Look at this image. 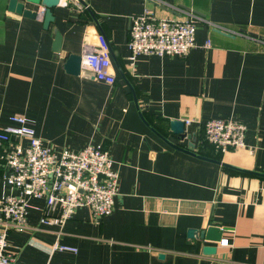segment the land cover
<instances>
[{"label":"crops","instance_id":"1","mask_svg":"<svg viewBox=\"0 0 264 264\" xmlns=\"http://www.w3.org/2000/svg\"><path fill=\"white\" fill-rule=\"evenodd\" d=\"M8 1L0 0V127L20 115L56 152L98 145L119 182L113 211L103 218L83 207L61 226L41 225L45 202L30 199L28 229L9 232L4 253L17 264H264V177L161 138L264 173V0H59L47 29L42 7L25 4L39 11L32 19L8 11ZM146 10L156 19L200 17L195 47L185 57L131 60V19ZM54 30L66 55H82L101 30L113 85L67 73L52 50ZM212 118L241 122L244 149L220 154L207 144L202 124ZM170 121H183L192 139L175 140ZM11 192L0 181V195ZM209 223L222 232L220 243L188 235Z\"/></svg>","mask_w":264,"mask_h":264},{"label":"built area","instance_id":"2","mask_svg":"<svg viewBox=\"0 0 264 264\" xmlns=\"http://www.w3.org/2000/svg\"><path fill=\"white\" fill-rule=\"evenodd\" d=\"M186 14L183 20L156 19L146 10L133 17L128 38L129 58L133 60L138 55L185 57L195 47L196 27L202 20L190 12ZM80 57L81 68L92 72L96 81L113 85L116 76L103 35L99 33L93 43L84 44ZM10 122L0 127V181L12 190L0 195V264H17L13 256L4 253V247L9 232L28 229L30 199L45 202L39 219L41 225L61 226L83 207L93 217L103 218L113 211L119 182L113 161L102 147L88 145L56 152L34 135L25 117L13 115ZM244 133L245 126L235 119L212 118L202 124L204 141L220 154L243 150ZM55 209H59L56 215L48 214ZM53 250L75 252L65 245H54ZM218 264L237 263L220 261Z\"/></svg>","mask_w":264,"mask_h":264},{"label":"water","instance_id":"3","mask_svg":"<svg viewBox=\"0 0 264 264\" xmlns=\"http://www.w3.org/2000/svg\"><path fill=\"white\" fill-rule=\"evenodd\" d=\"M77 1L80 2L81 4H83V6H85V4L82 0H77ZM58 3H59V0H9L7 7H8V11H10L12 13L22 15L23 17L32 18V19H35L36 17L39 16V11H37V10L31 11L30 9H27L25 7V4H31L33 6L42 7L43 9H42L41 14H42V19H43V28L47 29L49 24H51L54 20V17L52 15V10H53V8H55L58 5ZM87 11L89 12L92 19L95 21V24L97 25L98 29H100L96 19L91 14L89 9ZM196 14L200 16L199 13L196 12ZM100 33L102 34L101 30H100ZM61 42H62V37H61L60 33L57 30H54V40L52 43V50L58 54L60 59L64 60V62H63L64 70L69 74H73V75H80L81 74V75L87 76L89 78H94V74L92 72L81 68V57H80V55H74V54L66 55L65 53H63L61 51ZM114 64H115L120 76L124 79V81L126 83H128L127 80L125 79L119 65L117 64V62L115 60H114ZM132 95H133L135 106L138 108L135 94L132 93ZM139 115L141 117V114H139ZM184 128L185 127H184L183 121H170V123H169V131L172 133V135L175 137V140H177L178 142L183 141L184 139H187V140L192 139L191 135H188L185 132ZM161 138L169 146H171L175 149H178L180 151H183V152H185L191 156H194V157H197L200 159H205V160H208L210 162H214L216 164H219L223 167L238 170V171H241L243 173H247L250 175L257 176V177H264V173H259V172H255L252 170L240 169L238 167H234L232 165L222 163L221 161H218V160L205 158L203 156L196 154L195 152L180 148L178 144L172 143L167 138H164V137H161ZM190 146H191V148H193L192 143H190ZM188 235L190 237H196L197 236L198 238L205 240V241H208V242L220 243L222 232L220 231V229L217 225L209 223L206 228L201 229L199 231L194 230V229L189 230ZM215 250H216L215 247H204L203 252L205 254H213V253H215Z\"/></svg>","mask_w":264,"mask_h":264}]
</instances>
